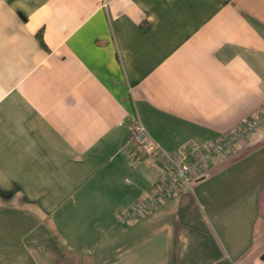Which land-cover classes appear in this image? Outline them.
<instances>
[{"label": "crops", "instance_id": "obj_1", "mask_svg": "<svg viewBox=\"0 0 264 264\" xmlns=\"http://www.w3.org/2000/svg\"><path fill=\"white\" fill-rule=\"evenodd\" d=\"M263 111L264 0H0V264H264V126L115 218Z\"/></svg>", "mask_w": 264, "mask_h": 264}, {"label": "built area", "instance_id": "obj_2", "mask_svg": "<svg viewBox=\"0 0 264 264\" xmlns=\"http://www.w3.org/2000/svg\"><path fill=\"white\" fill-rule=\"evenodd\" d=\"M263 126L264 111L233 127L221 139H214L202 145L187 142L174 152H165L149 137L144 126L138 122L130 129V142L155 160L165 161L169 169V178L158 188L140 196L133 208L117 211L116 220L119 223H126L141 218L183 188L192 189L193 183L206 173L214 158L225 155L234 143L248 134L258 132Z\"/></svg>", "mask_w": 264, "mask_h": 264}, {"label": "trees", "instance_id": "obj_3", "mask_svg": "<svg viewBox=\"0 0 264 264\" xmlns=\"http://www.w3.org/2000/svg\"><path fill=\"white\" fill-rule=\"evenodd\" d=\"M38 39H39L40 43L43 44V40H42V36L41 35H38ZM260 259L262 261H264V252L261 254Z\"/></svg>", "mask_w": 264, "mask_h": 264}, {"label": "rangeland", "instance_id": "obj_4", "mask_svg": "<svg viewBox=\"0 0 264 264\" xmlns=\"http://www.w3.org/2000/svg\"><path fill=\"white\" fill-rule=\"evenodd\" d=\"M44 247L42 246V249H43ZM47 249V248H46ZM48 250V249H47ZM51 254L50 253H48V256H50Z\"/></svg>", "mask_w": 264, "mask_h": 264}]
</instances>
